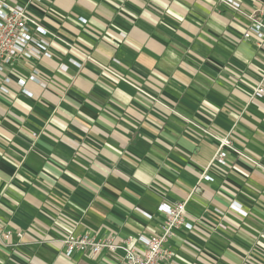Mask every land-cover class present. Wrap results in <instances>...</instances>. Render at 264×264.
I'll return each mask as SVG.
<instances>
[{
	"label": "crops",
	"instance_id": "0c3cea01",
	"mask_svg": "<svg viewBox=\"0 0 264 264\" xmlns=\"http://www.w3.org/2000/svg\"><path fill=\"white\" fill-rule=\"evenodd\" d=\"M236 1L0 0L49 31L52 55L14 66L46 88L26 81L27 98L17 75L0 94V222L25 233L0 264H118L66 258L61 240L140 250L162 232L161 204H184L192 225L165 264H264V44L243 38L264 0ZM225 137V165L211 166Z\"/></svg>",
	"mask_w": 264,
	"mask_h": 264
},
{
	"label": "built area",
	"instance_id": "2783aa9c",
	"mask_svg": "<svg viewBox=\"0 0 264 264\" xmlns=\"http://www.w3.org/2000/svg\"><path fill=\"white\" fill-rule=\"evenodd\" d=\"M34 1L39 2V0ZM216 1L236 12L241 7L236 0ZM259 14L264 17V10L259 11ZM250 21L251 26L244 33L243 38L249 39L250 36H254L257 47L261 48L264 44V24L262 20H258L254 16L250 17ZM48 34L49 31L38 20L30 16L25 8L0 2V94L4 96L10 94L11 78L17 75L16 87L27 98H31L32 94L25 89L26 81L34 83L42 89L46 88V84L39 79L40 75L36 69H32L27 76H24L14 66L19 61L35 63L43 58H51L52 55L48 50L50 44L45 38ZM74 64L80 66L78 63ZM60 70L65 71L66 67L61 65ZM263 95L264 73L261 75L252 97L261 98ZM230 147L231 142L227 137L220 139L210 165L223 167L226 162V149ZM204 179L211 181V178L207 176H204ZM230 210L237 211L242 216L246 215L235 205H231ZM157 212L165 217L162 232L159 236L137 237L135 242L140 246V250L129 247L130 240H126L122 244H115L110 238L98 240L89 234L69 233L61 240L64 256L71 258L76 254L97 256L103 252L108 254L119 252L118 264L169 263L172 260V253L164 247L165 243L173 237L175 229L183 227L186 230H191L192 225L185 222L184 204L174 206L161 204L157 207ZM24 236V232H13L0 222V245L2 247H12L13 237L20 241Z\"/></svg>",
	"mask_w": 264,
	"mask_h": 264
}]
</instances>
